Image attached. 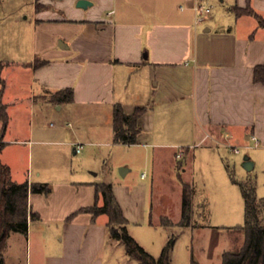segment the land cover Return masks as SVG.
<instances>
[{
  "label": "crops",
  "instance_id": "crops-1",
  "mask_svg": "<svg viewBox=\"0 0 264 264\" xmlns=\"http://www.w3.org/2000/svg\"><path fill=\"white\" fill-rule=\"evenodd\" d=\"M44 1L37 8L34 0L35 16L40 19L35 18L28 44H16L12 55L0 50L3 69L8 66L16 69L13 98L7 96L8 84L0 77L1 99L8 116L13 110L0 153L10 172V162L4 159L3 151L11 145L25 147L30 155L37 144H74L57 140L63 136V125L55 132H47L51 128L42 124L52 109L62 111L66 106L71 107L69 118L75 125V138L81 136L84 126L105 120L106 135L113 143L114 105L120 104L128 115L145 107L134 145L147 144L144 140L156 122L162 138L156 146L162 156L175 146H183L181 155H187L189 144L197 146L209 139L223 146H230L239 137L250 140L256 136L259 142L264 140V84L254 81V68L264 65V28L259 27L254 16H237L231 10L234 6L250 5L264 17V0H90L93 4L86 9L78 8L77 0ZM53 3L60 5L55 7ZM195 4L212 8L200 23H196ZM252 19L256 20V27ZM46 23L54 25L52 34L40 32ZM66 88L73 89V101H54L52 95ZM12 121L17 132L8 137ZM196 126L204 135L195 143ZM36 135L47 138L32 139ZM88 138L92 142L93 136ZM73 150L77 153L76 148ZM186 171L180 174L181 178ZM60 178L61 183L55 186L63 191L58 194L55 186L54 189L51 186L48 195L29 193L30 212L38 218L29 220L27 235H14L26 239L28 253H34L40 260L44 258V264H84L77 254L82 240H88L87 248L96 256L106 242L114 246L117 243L109 238L107 223V230L99 232L95 224L98 216L80 212L95 204V186L89 188L90 197L86 198L85 183ZM184 181L193 189L190 226H177L181 200L178 219L163 214L158 224L167 218L173 225L165 227L205 229L203 220L209 216L207 203H195V187ZM113 190L127 222L126 210L133 207L143 213L146 202L143 190L114 186ZM256 191L255 186V194ZM180 194L182 199V186ZM43 196L47 203L42 201ZM101 204L99 199L98 205Z\"/></svg>",
  "mask_w": 264,
  "mask_h": 264
},
{
  "label": "rangeland",
  "instance_id": "rangeland-1",
  "mask_svg": "<svg viewBox=\"0 0 264 264\" xmlns=\"http://www.w3.org/2000/svg\"><path fill=\"white\" fill-rule=\"evenodd\" d=\"M41 2L46 1L37 0V8L42 6ZM59 5L53 3L55 7ZM35 18L40 19V16L37 14L35 16L34 0H0V50L12 55L16 44L19 46L28 44ZM252 21L256 27V20ZM43 30L47 35L52 34L55 31L54 25L46 23L40 32ZM15 70L14 66L5 67L0 76L8 84L7 96L10 98H13ZM70 108L66 106L62 111L52 109L42 124L51 128L47 129V132H55L63 125L61 126L63 136L57 140L70 141L74 144L67 146L64 143L37 144L30 155L25 147L19 145H11L3 151L4 159L10 162L13 181L47 182L54 189L56 184L61 183L60 177L63 176L66 181L73 179L72 181L85 183L83 195L86 198L90 197L89 188L95 186L87 183L92 182L96 184L105 181L118 188L143 190L146 195L143 213L133 207L126 210L128 232L154 257L160 255L164 245L174 236L171 264H191V259L199 264H222L224 252L236 251L242 246L244 240L242 232L233 231L232 228L244 222V203L239 187L231 181L229 175L248 185L256 186L257 196L264 198V140H260L256 145L252 140L239 137L232 140L230 146L218 145L211 139L203 142L201 137L204 134L199 126H196L193 141L195 143L201 141L199 145L189 144L187 146L189 153L184 156L181 155L184 152L183 146L168 149L167 155L162 156V152H159L161 149L156 146L162 141L156 122L154 129L148 133L149 137L144 140L147 143L144 146L113 143L106 135L105 120L101 124L84 126L81 136L75 138V125L69 118L72 114ZM9 116L13 117L12 109ZM68 123H71V126H67ZM22 131L26 133V127H23ZM16 132L17 125L12 121L8 137ZM89 136H93L92 142ZM44 138L47 137L38 135L32 137L35 140ZM52 138L55 141V138ZM78 146L81 148L80 151L74 153L73 149H77ZM235 149L239 152L236 153ZM173 152L180 154V157ZM205 155L215 157L208 158ZM245 158L254 164L250 171L243 167ZM121 168L128 170L125 176L120 174ZM184 169H187V173L183 175V180H188L195 187V203L205 201L209 211L208 218L203 220L206 228L199 231L158 224L159 217L163 214L172 220L178 219L181 186L177 174L180 175ZM62 191L58 185L55 186L56 194ZM42 201L47 203L45 196L42 197ZM259 215L263 221L264 210L261 208ZM106 223L105 214L98 216L95 224L99 232L101 229L107 230ZM14 234L11 233L8 237L4 264H44V258L40 260L34 253H28L26 239ZM87 244H90L88 240H82L77 252L80 261H85L84 264H138L135 259L126 255L122 245L114 246L106 242L103 251L96 256L87 248Z\"/></svg>",
  "mask_w": 264,
  "mask_h": 264
},
{
  "label": "trees",
  "instance_id": "trees-1",
  "mask_svg": "<svg viewBox=\"0 0 264 264\" xmlns=\"http://www.w3.org/2000/svg\"><path fill=\"white\" fill-rule=\"evenodd\" d=\"M37 1V0H36ZM237 16L252 15L261 28H264V17L256 13L250 5L245 8L234 6L232 9ZM38 65V63H36ZM0 62V74L3 69ZM1 80V79H0ZM254 81L264 84V65L254 68ZM54 101L71 103L74 98L73 89L66 88L52 95ZM146 112L145 107L136 108L131 115L124 112L120 104H115L112 113L114 143L134 145L140 133L139 119ZM9 116L0 94V153L4 147L3 135L8 125ZM241 190L244 199V222L233 227V231L242 232L243 244L236 251H227L222 255V264H264V217L260 219L259 210H264V199H258L255 186L231 177ZM178 180L182 186L181 218L177 223L179 227H188L192 218L191 184L185 182L180 175ZM51 186L48 183H29L28 181L16 183L11 180L10 168L0 159V264H4V254L7 250V240L11 233L27 235L30 219L38 218L30 212L29 193L48 195ZM96 202L92 207L82 208L80 212L91 213L94 217L105 214L108 217L107 227L109 238L117 244H123L128 257L135 259L138 264H171V251L175 244V237H171L161 250L158 257L147 252L127 230V220L118 204L113 186L108 183L95 184ZM99 199L102 204L98 205ZM76 214V213H75ZM72 214V215H75ZM161 225L172 226L169 219H162ZM191 264H199L191 259Z\"/></svg>",
  "mask_w": 264,
  "mask_h": 264
},
{
  "label": "built area",
  "instance_id": "built-area-1",
  "mask_svg": "<svg viewBox=\"0 0 264 264\" xmlns=\"http://www.w3.org/2000/svg\"><path fill=\"white\" fill-rule=\"evenodd\" d=\"M193 10H194V12H195V14H196V23H200V22L202 21V19L204 18V16H207V15L211 12L212 8H211V7H207V6H205V5H202V4H195V5L193 6ZM250 140L254 141V143H255L256 145L259 144V140H258V138H257L256 136H251V137H250ZM80 149H81V148L78 146L77 149H76V151L79 152ZM234 151H235L236 153L239 152V151L236 150V149H235ZM177 157H180V154H177ZM143 176H144V175H143Z\"/></svg>",
  "mask_w": 264,
  "mask_h": 264
},
{
  "label": "water",
  "instance_id": "water-1",
  "mask_svg": "<svg viewBox=\"0 0 264 264\" xmlns=\"http://www.w3.org/2000/svg\"><path fill=\"white\" fill-rule=\"evenodd\" d=\"M92 4H93V2L90 0H77V2H76V6L78 8H82V9H86L89 6H92ZM243 167L246 170L250 171L253 168V163L248 158H245L244 163H243ZM127 172H128V170L126 168L120 169V174L122 176H125Z\"/></svg>",
  "mask_w": 264,
  "mask_h": 264
}]
</instances>
